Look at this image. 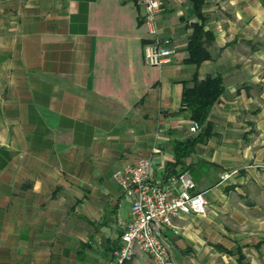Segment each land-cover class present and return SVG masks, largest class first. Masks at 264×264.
<instances>
[{
	"label": "crops",
	"instance_id": "crops-1",
	"mask_svg": "<svg viewBox=\"0 0 264 264\" xmlns=\"http://www.w3.org/2000/svg\"><path fill=\"white\" fill-rule=\"evenodd\" d=\"M200 12L161 0L177 50L157 67L134 0H0V264H109L129 216L112 175L140 157L155 178L187 171L207 201L174 219L176 264H264V0ZM194 24L213 36L200 65L186 61ZM194 76L224 90L173 167L174 144L197 135L181 101ZM124 264L151 261L136 249Z\"/></svg>",
	"mask_w": 264,
	"mask_h": 264
},
{
	"label": "built area",
	"instance_id": "built-area-1",
	"mask_svg": "<svg viewBox=\"0 0 264 264\" xmlns=\"http://www.w3.org/2000/svg\"><path fill=\"white\" fill-rule=\"evenodd\" d=\"M144 8V23L148 29L149 43L144 49V60L149 66H162L171 62L176 45L170 37L159 34L156 25L161 11V0H134ZM197 134L201 126L194 120L189 128ZM231 173H221L226 180ZM128 202L129 216L121 223L118 246L113 250L109 264H124L138 249L150 258L151 264H176L171 256L168 233H178L174 219L186 215L202 214L207 206L204 195L196 192V185L187 171L171 176L164 171L160 178L152 172V161L138 158L113 173Z\"/></svg>",
	"mask_w": 264,
	"mask_h": 264
},
{
	"label": "trees",
	"instance_id": "trees-1",
	"mask_svg": "<svg viewBox=\"0 0 264 264\" xmlns=\"http://www.w3.org/2000/svg\"><path fill=\"white\" fill-rule=\"evenodd\" d=\"M190 1L195 14L203 20L200 11L206 0ZM212 40L213 36L210 32L204 31L202 25L194 24L187 44L188 58L186 61L200 65L203 61L211 60L212 56L204 48V42H211ZM223 90V82L220 76L207 77L202 81H198L194 76L191 80L184 81L182 106L187 110L190 119L201 126V130L196 136L174 144L175 164L171 166L174 167L180 164L183 168V160L194 151L195 145L209 134V125L206 123V118L211 106L217 101ZM240 258L241 255H239Z\"/></svg>",
	"mask_w": 264,
	"mask_h": 264
}]
</instances>
